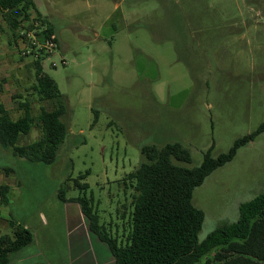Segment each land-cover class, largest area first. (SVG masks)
Listing matches in <instances>:
<instances>
[{
	"label": "rangeland",
	"instance_id": "374dc122",
	"mask_svg": "<svg viewBox=\"0 0 264 264\" xmlns=\"http://www.w3.org/2000/svg\"><path fill=\"white\" fill-rule=\"evenodd\" d=\"M33 2L30 20L38 12L58 38L42 68L62 96L67 134L49 164L15 157L0 144V171L10 169L15 182L1 213L33 236L12 264H72L68 248L82 241L84 222L71 198L86 197L120 241L129 230L128 175L145 161L143 146L179 143L191 162L175 163L192 168L208 149L216 158L263 123L264 0ZM34 83V68L19 56L0 15V89L11 119L23 115L20 102L35 118L53 108ZM39 136L35 124L18 144ZM76 180L86 187L76 188ZM261 192L264 131L194 189L192 204L204 214L198 241L235 222L237 202ZM1 235H13L9 222H0Z\"/></svg>",
	"mask_w": 264,
	"mask_h": 264
},
{
	"label": "trees",
	"instance_id": "16d2710c",
	"mask_svg": "<svg viewBox=\"0 0 264 264\" xmlns=\"http://www.w3.org/2000/svg\"><path fill=\"white\" fill-rule=\"evenodd\" d=\"M32 10H36L33 0H0V15L13 35L20 22L30 21ZM36 15L31 21H38L48 33H53V27L38 12ZM42 61L31 62L35 71L32 90L40 100L53 102V108L41 109L35 118L28 103L20 102L23 115L13 120L0 102V144L15 157L49 164L67 134L66 125L61 120L66 107L56 82L43 71ZM35 124L40 130L39 138L19 145V138L28 134ZM263 131L264 121L255 132L236 139L227 152L216 158L211 156V148L208 149L202 162L192 168L175 163L191 162L189 151L179 143L143 146L141 154L145 161L128 175V180L133 182L129 230L120 241L100 223L97 211L86 197L71 200L79 204L89 231L107 247L114 264H196L209 254L211 256L205 259V264H264V192L241 203L235 222L219 224L202 241H198V234L204 214L192 204L194 189ZM74 186L86 187L77 180ZM7 191L8 186H0L2 204L8 203ZM58 198L66 200L62 186ZM9 224L13 235L0 236V264H10L11 256L33 240L28 229L13 220Z\"/></svg>",
	"mask_w": 264,
	"mask_h": 264
},
{
	"label": "crops",
	"instance_id": "0c3cea01",
	"mask_svg": "<svg viewBox=\"0 0 264 264\" xmlns=\"http://www.w3.org/2000/svg\"><path fill=\"white\" fill-rule=\"evenodd\" d=\"M4 81V80H2ZM5 84V82H4ZM7 85V84H5ZM7 89V86L5 87ZM3 90V89H2ZM2 90L0 89V102L4 104V99L7 98L6 95L2 93ZM5 105V104H4ZM2 147V146H1ZM4 150V148H3ZM8 151V150H7ZM7 170V169H6ZM10 171V172H9ZM15 182L12 181V173L11 170L8 169L5 172L0 171V186L6 185L8 186V191L6 194L11 190L15 184ZM258 195V194H257ZM244 201H238L236 204V210L238 212V207L241 203ZM8 204H2L0 202V222H10L9 215L7 213L2 214L1 211L7 207ZM82 220L84 222V228L82 229V221L80 222L81 227V233L82 235V241L77 240V238L73 239L70 246H69V252L72 254L71 256L74 257V262L72 264H114L113 258L107 249V247L95 236L93 235L88 228L87 220L82 215ZM84 243V245H82ZM29 246V245H28ZM27 247V246H26ZM25 248V247H24ZM21 251V250H20ZM19 253V252H18ZM75 254V255H73ZM24 258H18L17 261H23ZM12 256L10 264H12Z\"/></svg>",
	"mask_w": 264,
	"mask_h": 264
},
{
	"label": "built area",
	"instance_id": "2783aa9c",
	"mask_svg": "<svg viewBox=\"0 0 264 264\" xmlns=\"http://www.w3.org/2000/svg\"><path fill=\"white\" fill-rule=\"evenodd\" d=\"M31 25V27L29 26ZM13 43L19 56L33 62L38 59L49 60L57 50L58 38L54 33H48L45 26L38 21H22L15 34ZM55 67V63H52Z\"/></svg>",
	"mask_w": 264,
	"mask_h": 264
}]
</instances>
